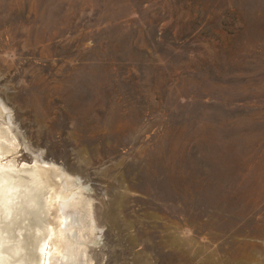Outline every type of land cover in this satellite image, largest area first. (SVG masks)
Segmentation results:
<instances>
[{
	"label": "rangeland",
	"instance_id": "374dc122",
	"mask_svg": "<svg viewBox=\"0 0 264 264\" xmlns=\"http://www.w3.org/2000/svg\"><path fill=\"white\" fill-rule=\"evenodd\" d=\"M0 127L79 182L42 264H264V0H0Z\"/></svg>",
	"mask_w": 264,
	"mask_h": 264
},
{
	"label": "bare ground",
	"instance_id": "6f19581e",
	"mask_svg": "<svg viewBox=\"0 0 264 264\" xmlns=\"http://www.w3.org/2000/svg\"><path fill=\"white\" fill-rule=\"evenodd\" d=\"M8 136L0 127V161L16 151ZM78 183L44 161L20 169L0 163V264H42L39 254L49 242L51 255L57 251L66 209L81 202Z\"/></svg>",
	"mask_w": 264,
	"mask_h": 264
},
{
	"label": "flooded vegetation",
	"instance_id": "af4514ba",
	"mask_svg": "<svg viewBox=\"0 0 264 264\" xmlns=\"http://www.w3.org/2000/svg\"><path fill=\"white\" fill-rule=\"evenodd\" d=\"M14 154H15V153H14ZM12 155H13V154H12ZM12 155H8L7 157L3 158V159L0 161L1 165L11 164V165L14 166V161H13V160L8 161L7 163H2L3 160H6L8 157H10V156H12ZM33 162H34V161H33ZM33 162H32L31 164H28V165L23 164L22 167H25V166H31V165H33ZM22 167H21V168H22ZM19 169H20V168H19Z\"/></svg>",
	"mask_w": 264,
	"mask_h": 264
}]
</instances>
